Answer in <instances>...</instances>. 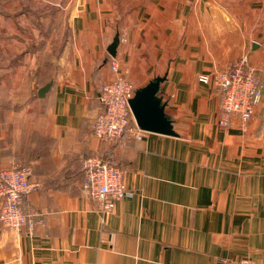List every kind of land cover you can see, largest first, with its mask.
<instances>
[{
  "label": "crops",
  "instance_id": "1",
  "mask_svg": "<svg viewBox=\"0 0 264 264\" xmlns=\"http://www.w3.org/2000/svg\"><path fill=\"white\" fill-rule=\"evenodd\" d=\"M243 57L264 62V0H0V170L31 165L42 183L31 232L0 220V264H264V100L221 128L220 94L198 80ZM114 59L137 89L167 75L176 136H94ZM94 155L125 170L110 212L81 186Z\"/></svg>",
  "mask_w": 264,
  "mask_h": 264
},
{
  "label": "built area",
  "instance_id": "2",
  "mask_svg": "<svg viewBox=\"0 0 264 264\" xmlns=\"http://www.w3.org/2000/svg\"><path fill=\"white\" fill-rule=\"evenodd\" d=\"M111 70L117 75L100 86L102 111L93 123V134L102 141H116L127 134L143 138L144 130L131 126L133 118L130 99L134 96L136 84L119 75L120 63L112 60ZM198 80L213 84L220 94L218 126L229 128L234 116L243 124L248 123L256 107L264 100V62L255 66L247 57L232 61L211 74L202 73ZM84 177L82 188L100 204L102 212L114 210L117 203L131 192L125 184V170L111 158L94 155L83 160ZM31 165H12L0 170V220L4 226L21 230L25 226L31 232L35 222L25 212L24 204L29 194L41 182H32ZM226 264H260L252 258L223 260Z\"/></svg>",
  "mask_w": 264,
  "mask_h": 264
},
{
  "label": "water",
  "instance_id": "3",
  "mask_svg": "<svg viewBox=\"0 0 264 264\" xmlns=\"http://www.w3.org/2000/svg\"><path fill=\"white\" fill-rule=\"evenodd\" d=\"M121 43L120 32H117L113 41L107 47L112 57H117ZM256 45V43H255ZM167 79V75L157 76L150 80L145 86L138 88L130 99V107L136 124L140 129L149 132H156L164 135H177L173 121L166 113L167 101L161 94V85ZM52 86V82L40 88V97L46 95Z\"/></svg>",
  "mask_w": 264,
  "mask_h": 264
},
{
  "label": "rangeland",
  "instance_id": "4",
  "mask_svg": "<svg viewBox=\"0 0 264 264\" xmlns=\"http://www.w3.org/2000/svg\"><path fill=\"white\" fill-rule=\"evenodd\" d=\"M235 60H237V59H235Z\"/></svg>",
  "mask_w": 264,
  "mask_h": 264
}]
</instances>
